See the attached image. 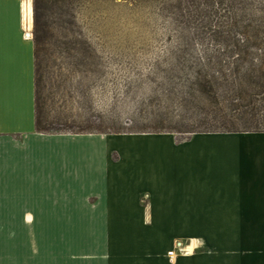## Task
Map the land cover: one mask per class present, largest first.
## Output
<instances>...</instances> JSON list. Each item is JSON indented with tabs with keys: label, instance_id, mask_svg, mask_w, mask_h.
I'll use <instances>...</instances> for the list:
<instances>
[{
	"label": "crops",
	"instance_id": "crops-1",
	"mask_svg": "<svg viewBox=\"0 0 264 264\" xmlns=\"http://www.w3.org/2000/svg\"><path fill=\"white\" fill-rule=\"evenodd\" d=\"M35 1L0 0V264H264V132L38 133Z\"/></svg>",
	"mask_w": 264,
	"mask_h": 264
},
{
	"label": "rangeland",
	"instance_id": "rangeland-1",
	"mask_svg": "<svg viewBox=\"0 0 264 264\" xmlns=\"http://www.w3.org/2000/svg\"><path fill=\"white\" fill-rule=\"evenodd\" d=\"M211 3L65 0L47 4L41 10L47 35L36 60L37 131L107 141L129 135H171L182 142L198 135L193 132L210 129L203 120L208 112L228 114L232 109L241 117L239 130L264 131L260 76L264 64L255 63L259 78L251 82L244 55L260 56L264 51L260 42L264 0H217L214 8ZM196 7L199 18L193 17ZM210 32L238 34L243 40L237 79L233 73L214 71L210 74L218 84L206 89L177 80L182 69L174 61L177 56L192 63L204 54L227 49L212 43ZM202 63L201 67L207 65ZM213 66L220 70L216 63ZM75 257L76 232L68 231V264H76Z\"/></svg>",
	"mask_w": 264,
	"mask_h": 264
},
{
	"label": "trees",
	"instance_id": "trees-1",
	"mask_svg": "<svg viewBox=\"0 0 264 264\" xmlns=\"http://www.w3.org/2000/svg\"><path fill=\"white\" fill-rule=\"evenodd\" d=\"M171 1H182V0H171ZM191 1H199V0H191ZM211 1V8L215 7V3L217 0H207ZM65 2V0H36L34 2V40L37 43V49L40 43L43 42V38L46 37V25L42 23L41 10L45 8L47 4L51 3H61ZM210 17L214 16V12H210ZM201 13L199 9L196 7L193 13L194 18H199ZM43 35V36H42ZM200 37V36H197ZM214 43L218 47H226L227 49L224 51H215L214 54H204L200 56L199 59H194V62L190 63L187 57L185 56H177L174 59L180 67V77L177 78L179 81H185L190 84L192 87H198L206 89L207 86L213 88L218 84L217 79L210 74L211 72L217 71V73L226 72L228 74L233 73L234 77L237 79L238 75V63L240 62L239 48L243 43V40L239 39L238 34H230V33H219V32H210L209 36ZM45 40V39H44ZM260 42L264 44V37L260 39ZM36 54V60H37ZM246 56L245 63H248L250 66V72L248 74L249 81H253L258 79L257 70L253 69L255 63L264 64V51L260 56H257L253 53H245ZM203 61L207 63L205 67H201L203 65ZM214 63L219 65L220 70H216L213 66ZM207 66V67H206ZM203 69H201V68ZM38 67L36 66L35 74L37 77ZM256 76L258 78H256ZM262 79H264V73L260 74ZM224 78H226L224 76ZM222 110L208 112L204 116V122L209 125L210 129H207L204 132H193L195 134H236V133H259L264 131L254 130V131H246L239 130L238 121L241 119L238 110L232 109L228 114H224ZM38 120L36 118V125ZM37 131V129H36ZM38 133H41L37 131ZM44 134V133H42Z\"/></svg>",
	"mask_w": 264,
	"mask_h": 264
},
{
	"label": "bare ground",
	"instance_id": "bare-ground-1",
	"mask_svg": "<svg viewBox=\"0 0 264 264\" xmlns=\"http://www.w3.org/2000/svg\"><path fill=\"white\" fill-rule=\"evenodd\" d=\"M189 252H191V249H189Z\"/></svg>",
	"mask_w": 264,
	"mask_h": 264
}]
</instances>
